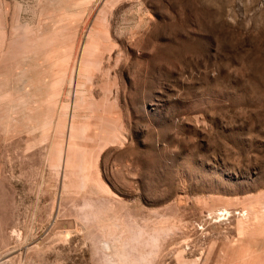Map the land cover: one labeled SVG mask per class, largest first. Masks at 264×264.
I'll return each mask as SVG.
<instances>
[{"label": "rangeland", "instance_id": "obj_1", "mask_svg": "<svg viewBox=\"0 0 264 264\" xmlns=\"http://www.w3.org/2000/svg\"><path fill=\"white\" fill-rule=\"evenodd\" d=\"M0 264H264V0H0Z\"/></svg>", "mask_w": 264, "mask_h": 264}]
</instances>
